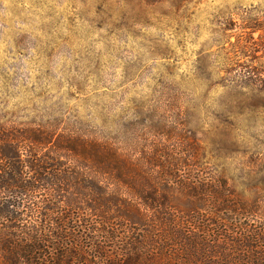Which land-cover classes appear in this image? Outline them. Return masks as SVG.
I'll return each mask as SVG.
<instances>
[{"label": "rangeland", "instance_id": "obj_1", "mask_svg": "<svg viewBox=\"0 0 264 264\" xmlns=\"http://www.w3.org/2000/svg\"><path fill=\"white\" fill-rule=\"evenodd\" d=\"M0 115L184 127L238 176L264 164V0H0Z\"/></svg>", "mask_w": 264, "mask_h": 264}, {"label": "trees", "instance_id": "obj_2", "mask_svg": "<svg viewBox=\"0 0 264 264\" xmlns=\"http://www.w3.org/2000/svg\"><path fill=\"white\" fill-rule=\"evenodd\" d=\"M145 133L0 115V264H264L263 162Z\"/></svg>", "mask_w": 264, "mask_h": 264}]
</instances>
